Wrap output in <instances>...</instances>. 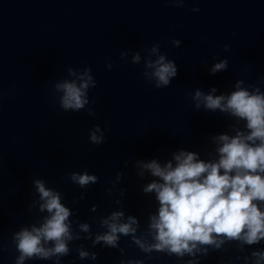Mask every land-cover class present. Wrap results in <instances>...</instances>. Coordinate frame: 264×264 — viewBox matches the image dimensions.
<instances>
[{"label":"water","instance_id":"obj_1","mask_svg":"<svg viewBox=\"0 0 264 264\" xmlns=\"http://www.w3.org/2000/svg\"><path fill=\"white\" fill-rule=\"evenodd\" d=\"M157 43L178 67L177 77L161 89L143 75L148 50ZM137 52L138 65L131 62ZM224 59L227 71L212 74V66ZM89 66L97 81L89 90L90 104L65 112L55 84L77 79L69 68L78 76ZM238 80L264 92V0H186L183 7L168 0H0V264H15L19 255L13 234L46 215L38 210L35 179L59 191L74 213L70 219L81 239L70 244L61 264H246L244 257L264 250V241L241 252L238 241L225 239L219 249L200 245L207 255L179 258L146 254L122 236L121 254L119 248H93L78 228L89 223L93 236L102 233L100 219L122 210V222L137 217V236L151 242L148 217L159 204L155 193L143 188L158 178L147 170L140 176L137 162L175 166L173 154L180 150L217 159L213 137L234 135L236 120L219 110L196 109L192 95L213 87L215 95L228 94ZM97 125L105 134L100 145L89 139ZM85 171L98 182L87 188L72 183L71 173ZM118 173H123L119 181ZM80 245L97 259L81 260ZM25 264H55V258Z\"/></svg>","mask_w":264,"mask_h":264},{"label":"clouds","instance_id":"obj_2","mask_svg":"<svg viewBox=\"0 0 264 264\" xmlns=\"http://www.w3.org/2000/svg\"><path fill=\"white\" fill-rule=\"evenodd\" d=\"M168 2L183 7L186 0ZM172 43L179 47L181 42L173 40ZM228 50L229 46L225 45V51ZM148 51L149 57L144 64L147 70L143 73L145 79L149 83L154 82L157 89L169 86L178 75L176 62L160 51L158 43ZM126 55L122 53L121 58L125 59ZM131 62L140 64L139 52L133 55ZM108 67L111 69L112 64L109 63ZM228 67L229 61L224 59L215 63L210 71L216 74L227 71ZM68 73L77 79H64L54 86L55 91L61 93L60 107L65 112L83 110L90 104L89 90L96 87L97 81L90 66L82 69L78 76L73 68H69ZM234 89L221 95H215L218 91L216 87L207 94L196 89L192 95L196 109L203 106L212 112L219 110L236 120L231 125L234 135L223 133L213 137L217 145V159L206 161L200 159L196 152L180 150L173 154L175 166L172 161L164 166L157 160L137 162L141 168L140 176L147 170L158 178L143 188L146 194L155 193L159 204L157 212L148 217L147 235L151 237V242L144 236H137V217L127 216L126 222H122L125 213L121 210L101 218L100 226L106 230L94 236L89 223H78L79 231L88 234L86 239L92 241L93 248L97 245L119 248L123 254L125 249L119 244L123 236L130 237L132 243L146 254L160 252L183 258L186 254L195 257L201 251L207 255V248L201 249L200 245L219 249L225 239L238 241L241 252L245 245H257L264 241V92L257 86L245 87L244 80H238ZM87 110L89 115H95L91 108ZM89 139L92 144H102L105 141L103 129L97 125ZM70 179L81 188L98 182V177L87 171L73 172ZM121 179L123 173H118L117 181ZM33 183L39 194L38 210L46 215L13 234L12 243L19 253L15 264L53 258L55 264H61V258L71 251L70 244L81 239L79 233L74 232L70 219L74 213L62 203V194L46 187L44 180L35 179ZM80 199H84L83 193ZM116 202L121 203L120 200ZM96 210L93 205L92 211ZM77 252L81 260H96L98 257L96 252L85 250L83 245L77 248ZM244 259L246 264L249 260L252 264H264V250H254ZM122 264L144 262L129 260L122 261ZM188 264L196 262L189 260Z\"/></svg>","mask_w":264,"mask_h":264}]
</instances>
